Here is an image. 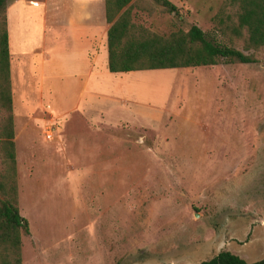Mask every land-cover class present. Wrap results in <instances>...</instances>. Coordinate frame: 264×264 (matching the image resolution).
Wrapping results in <instances>:
<instances>
[{
	"label": "rangeland",
	"instance_id": "obj_1",
	"mask_svg": "<svg viewBox=\"0 0 264 264\" xmlns=\"http://www.w3.org/2000/svg\"><path fill=\"white\" fill-rule=\"evenodd\" d=\"M169 1L178 12L133 0L134 22L162 36L196 25L229 44L214 21L230 0ZM244 52L257 63L102 75L88 89L98 97L81 79L19 69L23 264L264 259V48Z\"/></svg>",
	"mask_w": 264,
	"mask_h": 264
},
{
	"label": "trees",
	"instance_id": "obj_2",
	"mask_svg": "<svg viewBox=\"0 0 264 264\" xmlns=\"http://www.w3.org/2000/svg\"><path fill=\"white\" fill-rule=\"evenodd\" d=\"M170 13L178 12L169 0H154ZM133 0H106L108 68L111 73L188 69L230 64H255L254 54L264 48V0H230L215 18L217 34L229 44L207 38L196 25L158 35L134 22ZM6 0H0V9ZM243 43L244 51L236 48ZM0 150L5 172L0 177V264H23V234H31L30 224L20 213L13 92L10 72L8 19L0 25ZM201 264H264V259L248 263L229 251H222Z\"/></svg>",
	"mask_w": 264,
	"mask_h": 264
},
{
	"label": "crops",
	"instance_id": "obj_3",
	"mask_svg": "<svg viewBox=\"0 0 264 264\" xmlns=\"http://www.w3.org/2000/svg\"><path fill=\"white\" fill-rule=\"evenodd\" d=\"M7 19L13 92L19 69H26L43 78L47 74L81 79L83 95L99 94L88 89L93 79L111 73L106 0H14L8 6ZM101 61L105 64H99Z\"/></svg>",
	"mask_w": 264,
	"mask_h": 264
},
{
	"label": "built area",
	"instance_id": "obj_4",
	"mask_svg": "<svg viewBox=\"0 0 264 264\" xmlns=\"http://www.w3.org/2000/svg\"><path fill=\"white\" fill-rule=\"evenodd\" d=\"M47 138H48V139H51V138H52V135H51V134H49V135L47 136Z\"/></svg>",
	"mask_w": 264,
	"mask_h": 264
}]
</instances>
